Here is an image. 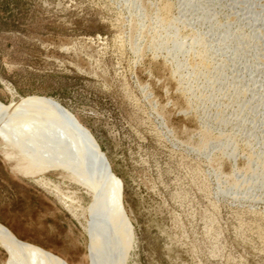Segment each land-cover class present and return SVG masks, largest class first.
Instances as JSON below:
<instances>
[{
    "label": "rangeland",
    "instance_id": "374dc122",
    "mask_svg": "<svg viewBox=\"0 0 264 264\" xmlns=\"http://www.w3.org/2000/svg\"><path fill=\"white\" fill-rule=\"evenodd\" d=\"M201 1L0 0V103L52 99L85 128L122 186L126 264H264V177L247 171L264 158V0L188 12ZM164 3L179 22L170 29L154 10ZM194 35L204 65L192 60ZM5 146L0 224L92 264L82 209L93 194L63 171L26 176Z\"/></svg>",
    "mask_w": 264,
    "mask_h": 264
},
{
    "label": "bare ground",
    "instance_id": "6f19581e",
    "mask_svg": "<svg viewBox=\"0 0 264 264\" xmlns=\"http://www.w3.org/2000/svg\"><path fill=\"white\" fill-rule=\"evenodd\" d=\"M203 1L205 0L188 12H197L199 15L210 11V7L207 8L208 5ZM172 4L164 3L154 9L159 24L164 29H170L176 26L175 21L178 22L173 17ZM190 43L193 62L196 65H204L209 52L205 41L194 35ZM157 45L160 46V43L155 41L150 47L156 48ZM185 51L186 49L182 48L179 53L183 54ZM181 65L178 64V71ZM222 136L226 140L225 145L234 147L235 137L233 139L232 135L228 134ZM0 139L7 149L13 151V154L6 153L5 157L9 160L17 159L16 165L20 169L22 167L26 176L63 171L76 183L87 188L91 195L93 194V204L87 209H82V217L85 218L83 228L91 240V263H127L134 244V230L123 206L121 183L113 174L95 141L71 112L60 103L44 97H31L8 106L0 103ZM260 158L251 163L247 171L255 172V178L263 179L264 158ZM235 172L234 170L228 177L234 179ZM241 200L250 204L257 203L245 198ZM0 247L9 256L7 264H68L42 248L24 243L2 224Z\"/></svg>",
    "mask_w": 264,
    "mask_h": 264
},
{
    "label": "crops",
    "instance_id": "0c3cea01",
    "mask_svg": "<svg viewBox=\"0 0 264 264\" xmlns=\"http://www.w3.org/2000/svg\"><path fill=\"white\" fill-rule=\"evenodd\" d=\"M64 259V258H63ZM65 260V259H64ZM66 261V260H65ZM67 262V261H66ZM68 263V262H67ZM69 264V263H68Z\"/></svg>",
    "mask_w": 264,
    "mask_h": 264
}]
</instances>
